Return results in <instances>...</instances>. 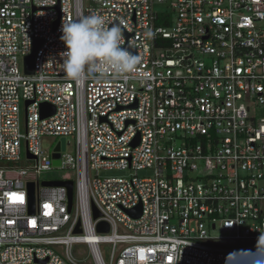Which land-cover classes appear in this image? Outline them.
<instances>
[{"label":"built area","instance_id":"2783aa9c","mask_svg":"<svg viewBox=\"0 0 264 264\" xmlns=\"http://www.w3.org/2000/svg\"><path fill=\"white\" fill-rule=\"evenodd\" d=\"M93 13L124 21L137 64L77 84L61 28ZM46 181L73 183L70 211ZM261 234L264 0H0V264H224Z\"/></svg>","mask_w":264,"mask_h":264},{"label":"clouds","instance_id":"9594fccd","mask_svg":"<svg viewBox=\"0 0 264 264\" xmlns=\"http://www.w3.org/2000/svg\"><path fill=\"white\" fill-rule=\"evenodd\" d=\"M123 23L120 20L109 25L95 13L63 22L61 40L66 50L60 56L66 77L79 84L90 74L99 73L102 77L108 69L124 74L134 71L138 58L122 46ZM224 264H264V234L258 237L254 251L230 252Z\"/></svg>","mask_w":264,"mask_h":264},{"label":"water","instance_id":"95a60500","mask_svg":"<svg viewBox=\"0 0 264 264\" xmlns=\"http://www.w3.org/2000/svg\"><path fill=\"white\" fill-rule=\"evenodd\" d=\"M57 22L55 23V25ZM40 44L39 41H36L33 47V51L30 55L26 56L23 60V67H24V73L31 75L33 74V60H34V55L36 52V49L38 48V45ZM54 113V108L50 106L49 104H41L40 105V114L42 118L51 116ZM138 143V139H136L132 146H135ZM61 148H59V145H56V147L53 150V153L51 155L52 158V165L54 167L59 166V150H64V139L60 140ZM42 186L46 187H58L62 186L66 189L67 192V206L68 210L70 211L71 206H72V201H73V183L71 181H46L42 182ZM33 207H34V186L32 183L28 184V209L29 212H33ZM128 215L131 216L132 218H138L141 214V207L140 205L137 206L134 209L128 210L127 211ZM99 217V213L93 209V219H97ZM96 230L99 233H106L108 232V225L105 222H100L96 226ZM75 233H80V230L78 229V226L75 230Z\"/></svg>","mask_w":264,"mask_h":264},{"label":"rangeland","instance_id":"374dc122","mask_svg":"<svg viewBox=\"0 0 264 264\" xmlns=\"http://www.w3.org/2000/svg\"><path fill=\"white\" fill-rule=\"evenodd\" d=\"M70 141V140H69ZM55 142V139L52 137H45L43 138V146L44 147H49L52 143ZM69 147H72L71 143ZM68 152H71V149H68ZM127 173L125 171H111V172H103L101 173V176L103 177H124L126 176ZM71 173L69 171L63 170V169H54L46 174H41L40 177L46 179H63L70 177ZM212 234H217V233H212Z\"/></svg>","mask_w":264,"mask_h":264},{"label":"snow or ice","instance_id":"6c2138e0","mask_svg":"<svg viewBox=\"0 0 264 264\" xmlns=\"http://www.w3.org/2000/svg\"><path fill=\"white\" fill-rule=\"evenodd\" d=\"M12 199L13 200H19L20 202H22V198L21 197H18V196H15V195H13ZM45 207H48V206L45 205Z\"/></svg>","mask_w":264,"mask_h":264}]
</instances>
